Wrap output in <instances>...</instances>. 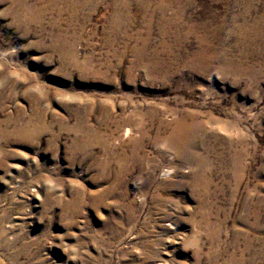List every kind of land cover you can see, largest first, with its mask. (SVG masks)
Returning a JSON list of instances; mask_svg holds the SVG:
<instances>
[{
  "label": "rangeland",
  "instance_id": "rangeland-1",
  "mask_svg": "<svg viewBox=\"0 0 264 264\" xmlns=\"http://www.w3.org/2000/svg\"><path fill=\"white\" fill-rule=\"evenodd\" d=\"M0 264H264V0H0Z\"/></svg>",
  "mask_w": 264,
  "mask_h": 264
},
{
  "label": "bare ground",
  "instance_id": "bare-ground-1",
  "mask_svg": "<svg viewBox=\"0 0 264 264\" xmlns=\"http://www.w3.org/2000/svg\"><path fill=\"white\" fill-rule=\"evenodd\" d=\"M21 8V7H20ZM15 16V15H14ZM18 16H19V14H18ZM17 16V17H18ZM19 18V17H18ZM25 18V17H24ZM15 19H17V18H15ZM28 19V18H27ZM244 19V18H243ZM27 21V20H26ZM20 22H22V21H20ZM25 22V21H24ZM17 25V24H16ZM246 26V25H245ZM256 27V26H255ZM245 29H246V27H245ZM191 30V29H190ZM243 30V29H242ZM246 31H247V29H246ZM239 32H241V31H239ZM256 32V31H255ZM244 33V32H243ZM247 33H245L244 34V36L246 35ZM249 36V35H248ZM244 38V37H243ZM246 38H247V36H246ZM248 40V39H247ZM250 40V39H249ZM257 40V39H256ZM242 41H244V39L242 40ZM201 43V42H200ZM249 43H250V41H249ZM251 43H252V41H251ZM240 44V43H239ZM201 49V48H200ZM203 49V48H202ZM198 52V51H197ZM213 52V51H212ZM217 53V52H216ZM226 53V52H225ZM199 54V53H198ZM211 54V53H210ZM242 54V53H241ZM194 55H195V53H194ZM197 56V55H196ZM196 56H194V57H196ZM201 56V55H200ZM218 56V55H217ZM202 57H204L203 56V54H202ZM247 57V56H246ZM209 58V57H208ZM213 58H214V56H213ZM197 60H198V58H196ZM216 59V58H215ZM194 61H195V59H194ZM227 61V60H226ZM202 62H204V61H202ZM208 63V62H207ZM212 63V62H211ZM226 64V63H225ZM202 65H203V63H202ZM208 68V67H207ZM233 68V67H232ZM190 114V113H189ZM193 116V115H192ZM191 116V117H192ZM196 118V117H195ZM193 119V118H192ZM181 120V119H180ZM185 120V119H184ZM179 121V120H178ZM190 122V121H189ZM192 122V121H191ZM198 122V121H197ZM193 123V122H192ZM195 123V122H194ZM193 123V124H194ZM197 124V123H196ZM200 124V123H199ZM195 127V126H194ZM197 128V127H196ZM199 128V127H198ZM196 131V130H195ZM194 128L191 126V124L190 125H188L187 123H186V121L185 122H183V121H180V122H178L177 124H176V126L174 127V129H173V133H172V135H171V142H172V144H173V146L176 148V151L179 153V155H181V156H183V155H185L186 153H190L191 155H192V153H195V150H196V148H200V147H198L197 146V144L195 143V140H194ZM169 138V137H168ZM226 138V137H225ZM227 140V139H226ZM231 142V144H232V141H230ZM202 145V144H201ZM203 147V146H202ZM224 147V146H223ZM229 147V146H228ZM229 149V148H228ZM203 150H204V148H203ZM186 152V153H185ZM204 152V151H203ZM206 152V151H205ZM193 156V155H192ZM228 156H229V154H228ZM189 159H191V158H189ZM237 157H236V155H234L233 156V158H232V161H233V167L235 168L236 166H237ZM239 160H240V158H239ZM224 163V162H223ZM232 166V165H231ZM227 167V166H226ZM225 169V168H224ZM237 169H238V166L235 168V170L237 171ZM232 170V169H231ZM223 171V170H222ZM235 171V172H236ZM231 174V173H230ZM239 174V173H238ZM237 175V174H236ZM236 175H235V177H236ZM238 176H240V175H238ZM199 177H201V176H199ZM237 178V177H236Z\"/></svg>",
  "mask_w": 264,
  "mask_h": 264
}]
</instances>
